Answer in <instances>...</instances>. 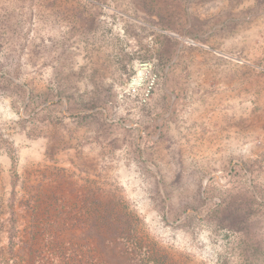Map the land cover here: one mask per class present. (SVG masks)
I'll use <instances>...</instances> for the list:
<instances>
[{"label":"rangeland","instance_id":"obj_1","mask_svg":"<svg viewBox=\"0 0 264 264\" xmlns=\"http://www.w3.org/2000/svg\"><path fill=\"white\" fill-rule=\"evenodd\" d=\"M263 124L264 0H0V264H264Z\"/></svg>","mask_w":264,"mask_h":264},{"label":"crops","instance_id":"obj_2","mask_svg":"<svg viewBox=\"0 0 264 264\" xmlns=\"http://www.w3.org/2000/svg\"><path fill=\"white\" fill-rule=\"evenodd\" d=\"M263 125H264V124H263ZM263 125H261V126H263ZM257 126H258V125H257ZM178 133H179V132H175V134H178ZM173 135H174V133H173ZM193 135H195V134H193ZM189 144L192 145V146L197 145V143H195L194 140H192Z\"/></svg>","mask_w":264,"mask_h":264},{"label":"bare ground","instance_id":"obj_3","mask_svg":"<svg viewBox=\"0 0 264 264\" xmlns=\"http://www.w3.org/2000/svg\"><path fill=\"white\" fill-rule=\"evenodd\" d=\"M138 81H140V79H139ZM138 81H137V82H138Z\"/></svg>","mask_w":264,"mask_h":264},{"label":"built area","instance_id":"obj_4","mask_svg":"<svg viewBox=\"0 0 264 264\" xmlns=\"http://www.w3.org/2000/svg\"><path fill=\"white\" fill-rule=\"evenodd\" d=\"M139 74H141V72Z\"/></svg>","mask_w":264,"mask_h":264}]
</instances>
